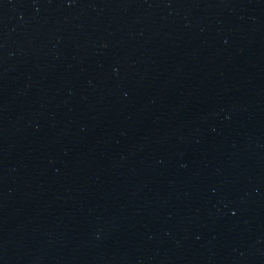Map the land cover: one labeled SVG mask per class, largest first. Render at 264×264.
Listing matches in <instances>:
<instances>
[{"label":"water","instance_id":"water-1","mask_svg":"<svg viewBox=\"0 0 264 264\" xmlns=\"http://www.w3.org/2000/svg\"><path fill=\"white\" fill-rule=\"evenodd\" d=\"M0 264H264V0H0Z\"/></svg>","mask_w":264,"mask_h":264}]
</instances>
